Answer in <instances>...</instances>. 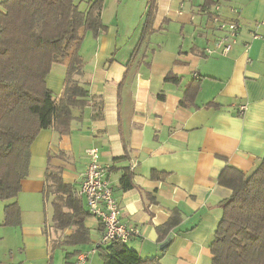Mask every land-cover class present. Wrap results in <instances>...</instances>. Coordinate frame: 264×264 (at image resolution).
Returning <instances> with one entry per match:
<instances>
[{"label": "crops", "instance_id": "1", "mask_svg": "<svg viewBox=\"0 0 264 264\" xmlns=\"http://www.w3.org/2000/svg\"><path fill=\"white\" fill-rule=\"evenodd\" d=\"M6 1L0 0V12ZM84 1L82 11L90 0ZM210 1L211 6L208 0H158L154 32L133 57L149 0H105L101 15L107 31L98 37L86 33L80 50L81 78L98 98L99 107L93 105L102 118L91 121L92 108H86L75 112L70 126L40 132L18 197L0 201V264H75L101 238L102 224L89 215L90 242L65 244L75 229L55 228L49 215L53 196L46 190L51 165L62 168L64 182L80 196L94 148L121 221L140 230L129 248L159 264H212L222 204L232 197L219 183L222 173L234 168L249 177L264 161V0ZM217 12L241 26L228 55L215 49L218 33L211 20ZM68 63L59 70L54 66L46 80L58 97ZM170 74L178 81H166ZM198 81L193 105L183 106L187 87ZM240 106L246 107L243 116ZM126 171L135 185L128 191L121 188ZM13 202L20 221L5 226L4 209ZM172 216L179 223L162 251L167 240L157 229ZM89 264L103 263L96 254Z\"/></svg>", "mask_w": 264, "mask_h": 264}, {"label": "trees", "instance_id": "2", "mask_svg": "<svg viewBox=\"0 0 264 264\" xmlns=\"http://www.w3.org/2000/svg\"><path fill=\"white\" fill-rule=\"evenodd\" d=\"M7 0L0 12V201H14L28 177L30 148L41 131L70 126L75 112L92 108L91 121L102 118L93 105L88 84L82 81L84 62L80 55L85 34L98 37L107 31L101 11L105 0ZM158 0H149V10L141 40L134 52L154 32ZM208 0L206 6H211ZM65 85L58 97L47 87V77L56 65L68 61ZM168 75L166 81L177 82ZM199 82L191 83L182 105H193ZM208 106H211L209 104ZM207 106V107H208ZM82 116V113L81 115ZM123 160V159H117ZM61 167L49 166L46 173L47 194L53 196L52 222L59 231L74 228L64 242L88 244L90 231L85 225L89 213L75 187L66 184ZM219 183L232 190V197L222 204V219L211 244L212 264H264V161L249 177L227 168ZM124 191L135 188L133 174L126 171L121 179ZM5 226H16L20 208L16 202L4 209ZM173 217L157 229L167 240L178 225ZM168 241L161 246L168 247ZM103 264H159V259L144 260L127 244L113 241L98 249Z\"/></svg>", "mask_w": 264, "mask_h": 264}, {"label": "built area", "instance_id": "3", "mask_svg": "<svg viewBox=\"0 0 264 264\" xmlns=\"http://www.w3.org/2000/svg\"><path fill=\"white\" fill-rule=\"evenodd\" d=\"M211 22L218 33L214 40L215 49L222 55L230 54L241 32L239 22L225 20L219 12L213 16ZM245 112L246 107L240 106L239 114L243 116ZM88 158L80 196L85 198L89 214L102 224L104 231L94 246L82 253L75 264H89L90 258L97 254L98 249L110 242L127 244L132 238L140 235L138 228L127 226L121 221L122 210L114 199L113 188L104 179L105 170L100 164L99 150L95 148L89 150Z\"/></svg>", "mask_w": 264, "mask_h": 264}, {"label": "rangeland", "instance_id": "4", "mask_svg": "<svg viewBox=\"0 0 264 264\" xmlns=\"http://www.w3.org/2000/svg\"><path fill=\"white\" fill-rule=\"evenodd\" d=\"M90 1H92V0H90ZM110 2H114V0H110ZM115 2H116V0H115ZM84 3H85V1L83 0V1L80 2V5L82 6ZM90 42H91V39L87 43V49H90ZM60 65L57 66V70L61 69V67H64L63 65H61V66ZM49 215H50V218L51 217L53 218V209H52V203H51V201L49 202ZM52 218H51V222H52Z\"/></svg>", "mask_w": 264, "mask_h": 264}]
</instances>
